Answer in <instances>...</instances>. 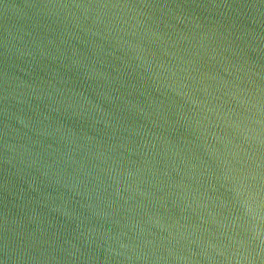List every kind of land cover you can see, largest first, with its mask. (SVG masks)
<instances>
[{"label":"water","instance_id":"95a60500","mask_svg":"<svg viewBox=\"0 0 264 264\" xmlns=\"http://www.w3.org/2000/svg\"><path fill=\"white\" fill-rule=\"evenodd\" d=\"M0 264H264V0H0Z\"/></svg>","mask_w":264,"mask_h":264}]
</instances>
